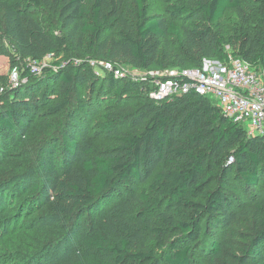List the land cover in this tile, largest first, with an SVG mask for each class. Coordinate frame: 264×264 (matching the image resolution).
<instances>
[{
	"label": "trees",
	"instance_id": "obj_1",
	"mask_svg": "<svg viewBox=\"0 0 264 264\" xmlns=\"http://www.w3.org/2000/svg\"><path fill=\"white\" fill-rule=\"evenodd\" d=\"M227 11L234 17L225 31L220 21ZM166 14L150 15L148 0H0V42L8 37L28 61L66 53L65 66H44L40 77L25 63L26 82L0 92V163L8 146L31 139L28 128L40 107L48 116L65 113L72 129L58 127L57 139L39 144L34 199L23 201L68 223L61 264H192L190 245L220 226L228 230L224 241L201 245L213 264H264V193L238 210L228 192L232 181L246 191L264 188V135L248 137L207 97L188 93L156 103L140 83L113 73L99 77L89 65L95 59L142 70L200 67L204 59L223 61L229 50L264 69V0H175ZM52 25L66 35L48 34ZM77 34L86 38L84 51L80 39L72 45ZM96 113L97 130L111 144L84 148L85 121ZM131 179L148 181L133 208L115 205L84 226L83 215ZM170 232L183 241H171L165 253ZM145 233L162 253L144 245Z\"/></svg>",
	"mask_w": 264,
	"mask_h": 264
},
{
	"label": "rangeland",
	"instance_id": "obj_2",
	"mask_svg": "<svg viewBox=\"0 0 264 264\" xmlns=\"http://www.w3.org/2000/svg\"><path fill=\"white\" fill-rule=\"evenodd\" d=\"M11 1L13 3L18 0ZM174 3L175 0H148V12L150 15L168 17L166 9ZM30 11L33 15L36 12L33 9H30ZM39 15L42 16V14ZM233 17L234 13L232 11H227L221 19L220 26L225 31L229 29L228 20ZM46 18H48V16L45 14L43 19ZM49 31L51 33L48 34H51L53 37L56 35H66L65 31H61L57 27H54V25L51 26ZM79 39L81 40V46L78 51H84L86 47L85 37L80 38V35L77 34L74 44L72 45L78 44ZM167 44L172 45V40L169 39ZM0 46L4 51L0 53V92H4L11 88L21 87L23 83L26 82L22 73L25 71V63L29 61L19 56L8 37L3 36ZM64 54L66 53L61 51L44 55L42 61H37L40 66V71L34 73L35 76L40 77L44 75V66L54 67V69L65 66L66 55ZM85 59L86 57L80 58L77 62H81V60L84 61ZM119 66L124 73L137 79H141L144 73V71L133 69L124 63H120ZM91 67L94 71L99 72V74H97L99 77H103L101 73L104 72L100 68L96 66ZM151 69L158 68L154 66ZM15 72L17 73L18 84L13 86L11 78ZM88 89L89 83L84 85V95ZM95 90H99V83L96 84ZM53 97L52 95L51 98ZM110 97L111 93H107L106 96H104L106 99ZM105 103L106 100H104L103 104ZM102 107L103 106H101V108ZM42 109L43 107H40V110L36 112L33 122L29 125L28 131L32 132L31 139L29 141L21 139L18 144L8 146L6 152L1 155V159L3 160L2 163H0V264H61L67 257L68 249L66 247L69 245V238L67 237L68 223L63 224L57 220L56 215L43 206L37 208V206L32 207L31 204L28 206L23 203L25 200L34 199L35 194L30 191V187L36 178L33 169L39 144L50 136H52L53 140L57 139L58 133L56 128L58 127H63V129L68 132L72 131L67 123L65 113L62 112L60 114L48 116L45 115ZM98 121L97 113L86 119V133L82 139L84 148L103 149L111 144L109 138L97 130L96 124ZM84 155L90 157L88 153ZM147 186L148 181L138 182L134 179H131L127 184H119L114 192H112L98 208L83 215L84 226H87L90 218H100L115 205L119 206L124 204L125 207L132 209L137 198L140 196V192L147 188ZM242 189L240 181H232L228 187V192L233 195V207L238 210H244L253 201L254 197L264 193V188L261 187L260 183L258 186L250 187L248 191ZM41 193L42 191L40 194ZM48 194L51 195V192H48ZM44 196L45 194L41 196L42 199H44ZM28 208L30 210H27ZM45 221L47 225L41 226V223ZM235 226L238 231H243L241 222ZM227 234L228 230L223 226L215 227L204 232L202 235V242L199 245H190V251L192 252L191 257L193 260L192 264H213L210 255L202 254L201 245L208 244L211 241L223 242ZM232 239L238 241L239 237L232 236ZM59 240H61V248L59 247L57 249L55 245ZM141 240L147 248L153 249L157 254L159 253L160 249L156 247L150 234H143ZM171 241L182 242L183 240L175 233H167L165 235L166 245L163 250L165 253L169 251ZM188 244L189 242H183L182 246ZM76 247L77 246L72 250L76 249ZM160 253H162V251H160Z\"/></svg>",
	"mask_w": 264,
	"mask_h": 264
},
{
	"label": "built area",
	"instance_id": "obj_3",
	"mask_svg": "<svg viewBox=\"0 0 264 264\" xmlns=\"http://www.w3.org/2000/svg\"><path fill=\"white\" fill-rule=\"evenodd\" d=\"M227 51L223 61L204 59L200 67H132L144 71L141 79L127 75L119 64L110 61L91 59L89 65L100 68L104 72L101 75L113 73L140 83L146 96L156 103L188 93L207 97L225 117L240 124L248 137L264 135V69H256ZM28 67L32 73L40 71L37 61H29ZM11 81L13 86L18 84L16 72Z\"/></svg>",
	"mask_w": 264,
	"mask_h": 264
}]
</instances>
